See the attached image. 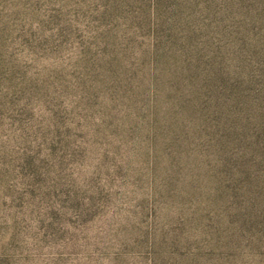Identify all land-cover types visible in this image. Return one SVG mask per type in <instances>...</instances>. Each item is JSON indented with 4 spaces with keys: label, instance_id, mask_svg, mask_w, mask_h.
I'll return each mask as SVG.
<instances>
[{
    "label": "rangeland",
    "instance_id": "rangeland-1",
    "mask_svg": "<svg viewBox=\"0 0 264 264\" xmlns=\"http://www.w3.org/2000/svg\"><path fill=\"white\" fill-rule=\"evenodd\" d=\"M0 264H264V0H0Z\"/></svg>",
    "mask_w": 264,
    "mask_h": 264
}]
</instances>
